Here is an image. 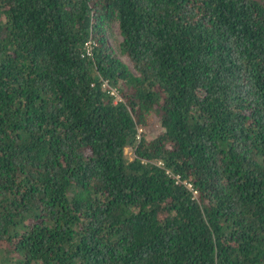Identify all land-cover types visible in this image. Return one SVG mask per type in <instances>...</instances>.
Returning <instances> with one entry per match:
<instances>
[{"label": "trees", "instance_id": "trees-1", "mask_svg": "<svg viewBox=\"0 0 264 264\" xmlns=\"http://www.w3.org/2000/svg\"><path fill=\"white\" fill-rule=\"evenodd\" d=\"M0 264H264V0H0Z\"/></svg>", "mask_w": 264, "mask_h": 264}, {"label": "rangeland", "instance_id": "rangeland-1", "mask_svg": "<svg viewBox=\"0 0 264 264\" xmlns=\"http://www.w3.org/2000/svg\"><path fill=\"white\" fill-rule=\"evenodd\" d=\"M107 37L109 44L113 49V51L115 52L116 56L120 60H122V62L126 64L131 71L135 72L133 63L130 60V58L122 54L121 51L119 50V43L122 40V37L119 35L117 23L111 22L109 24L107 28ZM160 130L161 127L159 126L156 117H153L150 124L146 128H143L142 132L146 139H152L159 134ZM125 152L128 160L133 158V149L131 147H127L125 149Z\"/></svg>", "mask_w": 264, "mask_h": 264}, {"label": "built area", "instance_id": "built-area-1", "mask_svg": "<svg viewBox=\"0 0 264 264\" xmlns=\"http://www.w3.org/2000/svg\"><path fill=\"white\" fill-rule=\"evenodd\" d=\"M93 44H94V42L91 41V40H88L85 43V50H86L85 51V54L86 55H90L91 54L92 45ZM103 87H106L108 89L109 94L114 97L115 101L121 100V98H120V96H119L118 91L116 90V88L108 85L106 82L103 84ZM141 132H142V128H138L137 129V133H138L137 138L140 137ZM167 173H168V171H167ZM178 182H182V181H180V179L178 177H176V183H178ZM183 183H185L187 187L191 188V185L189 183H186V182H183ZM193 193L196 194L197 192L195 190H193Z\"/></svg>", "mask_w": 264, "mask_h": 264}]
</instances>
